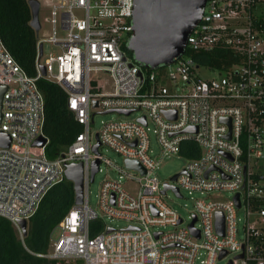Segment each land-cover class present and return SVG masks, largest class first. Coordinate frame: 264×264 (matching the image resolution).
<instances>
[{
  "label": "built area",
  "instance_id": "obj_1",
  "mask_svg": "<svg viewBox=\"0 0 264 264\" xmlns=\"http://www.w3.org/2000/svg\"><path fill=\"white\" fill-rule=\"evenodd\" d=\"M37 1L51 32L49 38L37 37L33 76L20 69L0 41V85L6 88L0 131L10 138L7 148L0 147V217L22 239L18 221H28L46 191L64 179L67 165L80 163L82 204H73L59 223L50 250L37 256L82 264H216L231 256L226 264H264V173L260 171L264 12L257 11L264 0H207L187 37L184 54L156 69L141 66L128 55L134 0ZM44 42L58 53L44 55ZM217 50L236 54L239 63L220 73L193 57ZM201 69L216 72L217 78L201 79ZM40 79L65 93L66 108L82 127L52 160L45 156L46 145L33 146L44 136L43 99L36 85ZM126 111L130 113L125 115ZM135 111L141 114L134 120L109 119L96 133L90 132L96 113L128 117ZM164 112H174V119H167ZM150 132L158 146L156 154L150 147ZM183 142H193L198 157L186 159L174 182H159L155 170L160 161L181 155ZM102 147L118 155L123 166L104 157ZM95 160V175L103 165L117 174V179L107 176L101 182L98 211L88 204ZM125 161H136L144 173L127 168ZM165 184L176 188L179 196L170 188L162 194ZM168 191L177 199H183L185 192L193 200L187 223L164 201ZM225 191L231 193L227 202L193 198L195 193ZM239 210L243 219L237 218ZM217 212L223 216L222 236L214 227ZM102 218L129 225L115 230ZM95 220L102 222L103 229L91 236L89 224ZM191 223L198 237L191 233ZM167 227L172 229L166 231ZM220 252L225 253L221 259Z\"/></svg>",
  "mask_w": 264,
  "mask_h": 264
},
{
  "label": "trees",
  "instance_id": "obj_2",
  "mask_svg": "<svg viewBox=\"0 0 264 264\" xmlns=\"http://www.w3.org/2000/svg\"><path fill=\"white\" fill-rule=\"evenodd\" d=\"M30 19L27 0H0V41L20 69L33 76L37 35L29 25ZM128 55L132 57L130 53ZM193 57L199 65L220 73L240 61L236 54L228 50L200 53ZM36 85L43 99L42 133L47 139L44 153L52 160L74 141L82 127L66 108V95L57 85L43 79L38 80ZM182 148L180 154L185 159L199 155L193 142H183ZM73 204L72 183L63 179L46 191L35 213L28 219L26 235L22 239L12 224L0 217V264H69L37 255L47 254L55 230ZM102 229L100 220L89 224L91 236Z\"/></svg>",
  "mask_w": 264,
  "mask_h": 264
},
{
  "label": "water",
  "instance_id": "obj_3",
  "mask_svg": "<svg viewBox=\"0 0 264 264\" xmlns=\"http://www.w3.org/2000/svg\"><path fill=\"white\" fill-rule=\"evenodd\" d=\"M207 0H134L132 13V34L127 42V50L131 53L135 63L149 68H159L171 64L175 59L179 58L185 52L186 40L191 30L196 26L203 12L204 5ZM30 9L31 19L30 27L35 34L40 29L39 24V3L37 0H27ZM41 51V46L39 47ZM5 86L0 85V111L1 100ZM93 106H96L94 103ZM128 115L130 112H123ZM167 119L175 117L174 112H164ZM1 121V112H0ZM143 122V118L139 120ZM229 125V120H226ZM97 139V136L95 137ZM229 139V134L226 136ZM10 143L9 136L0 131V147L7 148ZM47 139L39 136L33 143L35 147H44ZM99 143L92 147V152L96 153ZM125 165L129 169H137L141 174L144 173L140 165L136 161H125ZM98 161H93L90 169L89 181H93V177L97 172ZM64 179L72 183L74 191V204H82L83 196V178L82 165L69 164L64 170ZM178 174L173 175L170 181L174 182ZM170 188L179 196L176 188L164 185L162 194L165 189ZM235 205L238 208V196H235ZM214 227L216 232L222 236L223 234V216L220 212L214 215ZM194 221V220H193ZM192 221V223H193ZM192 223L189 229L193 235L198 237L197 232L193 231ZM18 225L22 232V237L26 235L27 222L19 220ZM135 229V228H130ZM111 231V228L107 232ZM157 235V234H156ZM155 235V236H156ZM225 256L224 252H220L218 258ZM241 258V256H239ZM227 264H231L229 261Z\"/></svg>",
  "mask_w": 264,
  "mask_h": 264
},
{
  "label": "rangeland",
  "instance_id": "obj_4",
  "mask_svg": "<svg viewBox=\"0 0 264 264\" xmlns=\"http://www.w3.org/2000/svg\"><path fill=\"white\" fill-rule=\"evenodd\" d=\"M257 9H258L257 10L258 12H264V4L259 5ZM75 14L77 16H81L80 12H75ZM45 15L46 14H45L44 8L41 6V10L39 11L40 30L37 33V37L39 39L49 38V35L51 32V26L48 24V22L44 18ZM55 30L58 35L61 34V31L58 25H56ZM43 51H44V55H47L50 52L53 54L58 53V50L52 47L49 42L43 43ZM199 77L201 79H211V78L215 79L217 78V73L213 71L201 69L199 72ZM140 114H141L140 111H135L130 116L123 117V116H118L114 113H110V114L96 113L93 116L92 123L90 124V132L92 134L96 133L99 130L102 121H106L109 119H115V118L122 119V120H134ZM149 141H150L151 149L156 154L158 152V146L156 143L155 136L154 134H152V132L149 133ZM101 153L104 157L110 159L117 166L119 167L123 166V160L118 155H116L113 151L109 150L108 148L102 147ZM186 162H187L186 159L182 155H170L168 157H165L160 161L158 168L155 170V177L158 179L159 182H168L169 179L173 175L179 173L185 167ZM260 166H261L260 171L264 173V161L260 163ZM107 176L113 179H117V174L111 170L107 171L105 166L103 165L102 171L100 173H97L94 176V180L88 185V204L90 208L94 210L98 211L97 200H98L99 187H100L101 182ZM122 184L126 185V182L122 181ZM133 186H134V183L129 184L128 187L133 188ZM183 194H184L183 199H177L172 192L168 191L166 195L164 196V201L166 202L168 206L172 207L173 209L177 211L180 217L184 220V223H187L188 216L190 215L191 212H193L194 207H193V200L190 199L189 196L185 192H183ZM230 197H231V193L227 191L220 192L219 194L212 193L207 196L199 195L198 193L193 194V198H209V199L216 198L217 200L221 202H227L230 199ZM236 215H237V218L243 219V212L241 210L237 211ZM102 220L106 226H110L115 230L125 229L129 225L127 221L120 220V219H113L110 221L109 219L102 218ZM238 225L240 226V223ZM171 229H172L171 227H167L165 230L168 231ZM56 234L57 232L55 230L53 236H55ZM49 250H50V246H49ZM230 257L231 256H228V258L219 260L216 262V264H226L227 260ZM68 262L69 264H82L81 262H74V261H68ZM194 264H199V262L196 261Z\"/></svg>",
  "mask_w": 264,
  "mask_h": 264
}]
</instances>
